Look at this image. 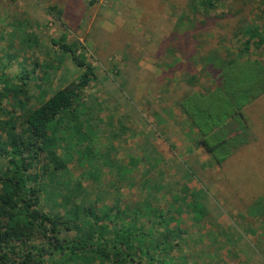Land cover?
<instances>
[{
  "label": "rangeland",
  "instance_id": "374dc122",
  "mask_svg": "<svg viewBox=\"0 0 264 264\" xmlns=\"http://www.w3.org/2000/svg\"><path fill=\"white\" fill-rule=\"evenodd\" d=\"M183 2L0 0V62L10 63L0 66V76L20 91L16 95L2 87V93L9 94L2 127L10 125L14 135L25 132L28 110L75 84L80 102L76 112L84 127L74 143L63 147L56 142L54 147L70 171L66 180L86 177L80 197L94 206L102 194L104 204L113 201L126 211L175 208L173 225L197 242L192 243L196 264H264V243L258 239L264 238L261 218L249 209L264 196V98L238 116L242 127L230 119L226 136L249 143L237 152L238 142L222 164L202 146L203 135L189 125L181 107L187 96L211 92L216 85L217 78L204 75L201 64L191 61L199 40L207 39L223 51L220 44L232 38L237 23L246 19L264 28V0H235L236 6L246 4L243 16L235 17L237 8L228 14L223 9L206 25L199 22L195 31L184 20L174 36L173 21ZM32 4L40 14L30 11ZM243 41H227V51ZM63 43L77 48L83 65L61 49ZM251 55L264 60V48L253 49ZM24 71L31 73L29 93L19 90L18 76ZM86 72L89 81L82 86ZM196 73L201 80L194 87L189 81ZM0 135L7 139V133ZM86 147L99 151L100 160L110 165L102 167L98 180L89 176L92 167L77 159ZM3 170L0 163V174ZM69 187L63 193L76 195L77 182ZM212 231L229 234L231 247L225 244L216 252L217 240L206 239ZM66 233L63 230L62 236H75ZM44 241L39 239L37 246L43 247Z\"/></svg>",
  "mask_w": 264,
  "mask_h": 264
},
{
  "label": "trees",
  "instance_id": "16d2710c",
  "mask_svg": "<svg viewBox=\"0 0 264 264\" xmlns=\"http://www.w3.org/2000/svg\"><path fill=\"white\" fill-rule=\"evenodd\" d=\"M229 1L184 0L173 21L174 36L181 31L184 20L190 22L189 30L195 31L199 22L206 25L212 15L223 9L228 14L231 12L228 9L237 8L235 17L243 16L241 10L246 9V4L236 6L235 0L226 4ZM236 30L227 41H244L239 43L241 47L228 51L231 46H227V41L221 42L220 46H224L221 51L222 48L211 46L207 39L199 40L191 61L201 64L204 75L217 78L216 85L211 86V92L199 90L181 103L189 125L203 135L202 146L217 164L226 161L233 149L239 147L238 152L249 143L243 137L226 136L230 119L234 117L242 127L238 116L264 98V60L251 55L253 49L264 48V28L245 19L240 25L237 23ZM54 43L59 42L54 40ZM61 49L72 54L78 65L84 64L74 46L63 43ZM9 65L0 62L3 68ZM19 75V90L29 93L31 73L24 71ZM190 79L192 86L200 84L196 83L201 80L198 73ZM88 81L86 72L80 83L86 86ZM10 85L4 75L0 76V131L7 133L6 140L0 135V163L4 166L0 174V264H196L192 243L197 242L187 230L173 225L175 208L126 211L113 201L104 204L102 194L92 206L80 197L85 192L82 185L86 177L65 179L70 171L54 145L58 142L64 147L74 143L77 132L84 127L76 112L80 102L75 84L56 91L28 110L24 114L28 130L16 135L7 127L10 125L2 127L6 113L3 106L9 95L2 93V87L16 95L20 93ZM87 142L92 144L90 140ZM93 149L86 147L80 157L74 155V158L91 166L89 176L98 180L102 167L110 165L107 160H100V152ZM123 178L129 179L126 175ZM75 182L76 195L63 193L65 189L70 191L69 185ZM249 209L259 213L260 230L264 234V196ZM199 214L204 216L205 212L199 210ZM63 230L75 236L63 237ZM261 236L258 239L264 243ZM39 239L45 240L41 248L37 246ZM206 239L217 240L216 252L225 244L231 247L232 243V237L224 232H208Z\"/></svg>",
  "mask_w": 264,
  "mask_h": 264
},
{
  "label": "crops",
  "instance_id": "0c3cea01",
  "mask_svg": "<svg viewBox=\"0 0 264 264\" xmlns=\"http://www.w3.org/2000/svg\"><path fill=\"white\" fill-rule=\"evenodd\" d=\"M113 3H114V2H113ZM114 4H115V3H114ZM115 5H116V4H115ZM116 6H117V5H116ZM29 9H30V11L33 12L34 14H40V13L37 11V7H36V5H33V4H32V7H31V8L29 7ZM99 9L102 10L101 8H99ZM102 11H103V10H102ZM111 13H112V12H111ZM110 15H111V14H110ZM0 59H4L3 56H0Z\"/></svg>",
  "mask_w": 264,
  "mask_h": 264
},
{
  "label": "bare ground",
  "instance_id": "6f19581e",
  "mask_svg": "<svg viewBox=\"0 0 264 264\" xmlns=\"http://www.w3.org/2000/svg\"><path fill=\"white\" fill-rule=\"evenodd\" d=\"M90 1V0H89ZM93 1V0H92ZM94 2H95V0H94ZM146 175V174H145ZM205 210V209H204Z\"/></svg>",
  "mask_w": 264,
  "mask_h": 264
}]
</instances>
